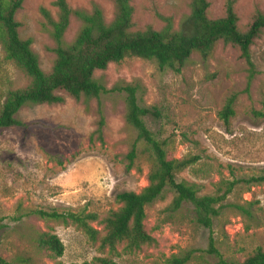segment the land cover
Segmentation results:
<instances>
[{
	"label": "rangeland",
	"instance_id": "374dc122",
	"mask_svg": "<svg viewBox=\"0 0 264 264\" xmlns=\"http://www.w3.org/2000/svg\"><path fill=\"white\" fill-rule=\"evenodd\" d=\"M74 9L90 10L98 5L105 19H114L110 0H68ZM211 20L223 18L226 0H208ZM238 29L246 32L258 12H264V0H235ZM135 9L133 30L165 27L162 17L171 18L175 28L190 15L189 0H132ZM42 9L56 16L51 0H24L17 14L20 35L32 40L41 68L50 73L55 56L54 44L46 30ZM80 23L72 19L66 41L76 38ZM258 75L247 89V66L238 47L219 43L213 54L202 59L194 54L180 73L160 71L152 61L139 58L111 64L96 72L111 89L117 82L140 81L146 92L142 105L156 108L160 118H145L147 127L172 144L177 159L199 156V162L178 173L177 181L197 184L200 195H223L231 183H237L222 205L251 207L248 219L231 206L225 207L212 231L196 224L191 206L171 213L174 194L147 207L146 231L156 244L133 254L124 245L113 256L117 264H159L173 255L189 250H207L212 237L222 258L244 262L257 248L264 249V186L248 184L252 177L264 174V32L251 48ZM30 80L14 63L5 59L0 46V110L8 91L26 88ZM237 95L234 116L225 123L220 118L229 98ZM99 103L105 117L102 141L96 133ZM126 105L118 94H108L88 105L69 97L62 105L23 108L17 119L25 127L0 131V254L15 264L17 254L29 251L35 264H82L97 257H109L98 244L72 223L46 222L27 216L33 210H86L100 220L119 208L116 196L140 192L148 186L150 163L140 155L127 171L126 155L137 139V132L127 125ZM141 149V147H140ZM247 181V183H246ZM105 234L103 226L93 224ZM33 230L57 235L65 246L64 255L53 259L37 253L31 246ZM215 264L217 258L206 256ZM190 264H199L193 262Z\"/></svg>",
	"mask_w": 264,
	"mask_h": 264
},
{
	"label": "trees",
	"instance_id": "16d2710c",
	"mask_svg": "<svg viewBox=\"0 0 264 264\" xmlns=\"http://www.w3.org/2000/svg\"><path fill=\"white\" fill-rule=\"evenodd\" d=\"M57 10L56 16L42 9L46 21V30L53 41L50 52L55 56L50 73H45L39 56L32 49V40L20 35L18 12L23 8L24 0H0V46L5 59L15 64L30 80L26 88L10 90L0 110V131L12 127H25L17 119L19 112L26 107L40 105H62L69 97L86 105L92 100L108 94H118L126 105V123L137 132V139L126 155L127 171L132 170L140 155H145L150 163L147 176L148 186L140 192H123L116 196L119 208L109 212L100 220L98 214L86 210L73 211L33 210L27 216H37L46 222L72 223L80 229L93 244L99 245L101 253L108 251L109 257H97L82 264H117L113 256L124 245V252L133 254L145 246L156 244V239L145 229L146 209L159 200L165 193L174 194L170 206L171 213L179 211L185 205L192 207L197 225L212 231L214 222L225 207L231 206L248 219H253L252 203L242 205H222L237 183H231L223 195H200L197 184L178 182V173L196 165L199 156H187L177 159L173 155L169 140L159 139L145 122V118H160L156 108L142 105L146 92L140 81L117 82L111 89L103 78L95 73L104 72L111 64L118 65L126 59L139 58L155 62L160 71L180 73L190 62L194 54L207 60L221 42L239 48L241 58L247 66V89L259 74L252 57V46L264 32V12H258L252 25L246 32L238 29V16L235 0H226V12L223 18L211 20L208 16V0H189L190 15L185 17L179 28H175L171 18L162 17L165 27L161 31L147 28L144 31L133 30L135 9L132 0H110L114 6V19L107 22L104 11L98 5L88 9L71 7L68 0H51ZM72 19L80 23L79 32L72 42L66 41ZM237 95L229 98L220 113V118L228 123L234 116V103ZM99 121L96 133L102 141L105 117L102 105L98 108ZM103 142V141H102ZM141 147V149H140ZM247 183V181H246ZM248 184L263 185L264 174L249 179ZM99 223L105 234L93 226ZM4 229L0 219V240ZM31 246L37 253H48L53 259L61 258L65 246L61 239L52 233L33 230ZM29 251L16 255L15 264H35ZM218 259L215 264H264V249L257 248L244 262H231L222 258L212 237L207 250H189L173 255L159 264H211L206 256ZM0 264H10L0 254Z\"/></svg>",
	"mask_w": 264,
	"mask_h": 264
}]
</instances>
